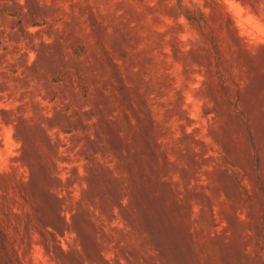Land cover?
Instances as JSON below:
<instances>
[{
    "label": "rangeland",
    "instance_id": "1",
    "mask_svg": "<svg viewBox=\"0 0 264 264\" xmlns=\"http://www.w3.org/2000/svg\"><path fill=\"white\" fill-rule=\"evenodd\" d=\"M264 0H0V264H264Z\"/></svg>",
    "mask_w": 264,
    "mask_h": 264
},
{
    "label": "clouds",
    "instance_id": "2",
    "mask_svg": "<svg viewBox=\"0 0 264 264\" xmlns=\"http://www.w3.org/2000/svg\"><path fill=\"white\" fill-rule=\"evenodd\" d=\"M261 42L264 43V40H262Z\"/></svg>",
    "mask_w": 264,
    "mask_h": 264
}]
</instances>
